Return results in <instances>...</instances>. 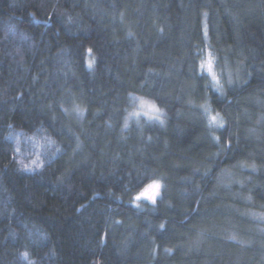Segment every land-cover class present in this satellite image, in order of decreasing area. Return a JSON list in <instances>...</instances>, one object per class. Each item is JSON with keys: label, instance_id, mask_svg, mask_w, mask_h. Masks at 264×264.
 <instances>
[{"label": "trees", "instance_id": "trees-1", "mask_svg": "<svg viewBox=\"0 0 264 264\" xmlns=\"http://www.w3.org/2000/svg\"><path fill=\"white\" fill-rule=\"evenodd\" d=\"M0 264H264V0H0Z\"/></svg>", "mask_w": 264, "mask_h": 264}, {"label": "rangeland", "instance_id": "rangeland-1", "mask_svg": "<svg viewBox=\"0 0 264 264\" xmlns=\"http://www.w3.org/2000/svg\"><path fill=\"white\" fill-rule=\"evenodd\" d=\"M144 98L146 100L142 99V98L136 99L135 104L139 108H142V110L144 111L143 113L145 114L146 117H147V115L151 116V114H152V117H157L158 112H157V109H155L157 107V105L154 104L152 99L146 98V97H144ZM147 109H148L149 114L145 113V111ZM130 117H133V116L130 115ZM213 117H215L214 121L216 123H220L222 121L221 116H219V114H217V113H212L209 115V118L211 120H213ZM36 144H37L36 139H28V138L23 137L22 142L20 144H18V146L16 147L17 153H19L20 157L23 158L25 161V162H23L24 167H31L32 168L35 166V164H37L38 156L40 153L37 150ZM22 147H25V148L22 149ZM155 184L159 185V189H156L155 187H150L151 185H155ZM145 190H147L149 196H151L153 193H156V195H157L159 193V190H160V182H158L157 180L152 181L149 184L145 185L139 192L136 193V198L139 197L141 199L153 200V199H149L147 196L141 195V193L145 192Z\"/></svg>", "mask_w": 264, "mask_h": 264}, {"label": "snow or ice", "instance_id": "snow-or-ice-1", "mask_svg": "<svg viewBox=\"0 0 264 264\" xmlns=\"http://www.w3.org/2000/svg\"><path fill=\"white\" fill-rule=\"evenodd\" d=\"M211 69H212V65H211V61H209V63H208L209 72H211ZM212 78L216 79L215 75H213ZM213 120H215V117H213ZM150 187H155L156 189H159V185L158 184L151 185ZM141 195L142 196H147L149 199H153L154 200L156 193H153L151 196H149L147 190H145V192L141 193ZM138 199H139V197H138Z\"/></svg>", "mask_w": 264, "mask_h": 264}]
</instances>
